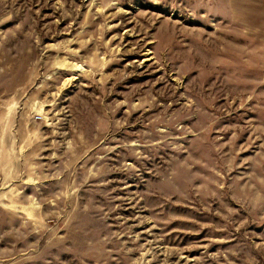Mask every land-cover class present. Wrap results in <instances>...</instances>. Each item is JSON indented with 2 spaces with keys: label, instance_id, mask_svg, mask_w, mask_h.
Masks as SVG:
<instances>
[{
  "label": "rangeland",
  "instance_id": "obj_1",
  "mask_svg": "<svg viewBox=\"0 0 264 264\" xmlns=\"http://www.w3.org/2000/svg\"><path fill=\"white\" fill-rule=\"evenodd\" d=\"M0 264H264V0H0Z\"/></svg>",
  "mask_w": 264,
  "mask_h": 264
},
{
  "label": "built area",
  "instance_id": "obj_2",
  "mask_svg": "<svg viewBox=\"0 0 264 264\" xmlns=\"http://www.w3.org/2000/svg\"><path fill=\"white\" fill-rule=\"evenodd\" d=\"M36 120H40V117H36Z\"/></svg>",
  "mask_w": 264,
  "mask_h": 264
}]
</instances>
